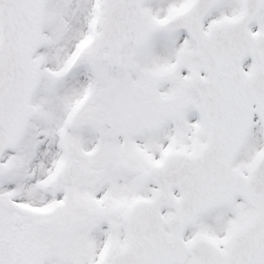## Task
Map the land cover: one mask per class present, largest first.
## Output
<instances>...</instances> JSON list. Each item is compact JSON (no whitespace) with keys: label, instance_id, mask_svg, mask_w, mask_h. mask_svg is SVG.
I'll return each mask as SVG.
<instances>
[{"label":"snow or ice","instance_id":"6c2138e0","mask_svg":"<svg viewBox=\"0 0 264 264\" xmlns=\"http://www.w3.org/2000/svg\"><path fill=\"white\" fill-rule=\"evenodd\" d=\"M0 264H264V0H0Z\"/></svg>","mask_w":264,"mask_h":264}]
</instances>
